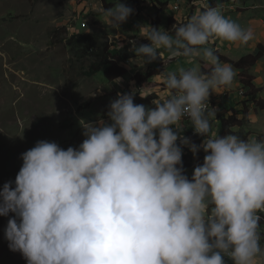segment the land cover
I'll return each instance as SVG.
<instances>
[{
    "label": "clouds",
    "instance_id": "clouds-1",
    "mask_svg": "<svg viewBox=\"0 0 264 264\" xmlns=\"http://www.w3.org/2000/svg\"><path fill=\"white\" fill-rule=\"evenodd\" d=\"M192 2L197 11L186 22L140 27L150 43H129L143 65L163 49L169 60L201 59L209 72L167 73L170 95L154 107L134 103L135 89L117 93L107 121H80L78 147L41 140L21 154L15 180L0 188V216L13 214L4 238L27 264H264V138L219 135L209 103L235 71L207 45L246 44L254 33L221 6ZM133 12L121 0L103 9L114 29ZM188 127L200 144L183 135ZM183 147L205 153L191 178Z\"/></svg>",
    "mask_w": 264,
    "mask_h": 264
},
{
    "label": "rangeland",
    "instance_id": "rangeland-1",
    "mask_svg": "<svg viewBox=\"0 0 264 264\" xmlns=\"http://www.w3.org/2000/svg\"><path fill=\"white\" fill-rule=\"evenodd\" d=\"M106 1V6L119 2ZM159 1L166 2V6H156L151 0H121L134 12L119 29H114L107 25L102 0H0V188L5 182L15 180L23 163L21 154L36 142H56L64 149L78 147L85 138L80 121H107L108 106L117 93L135 89L139 95L134 103L151 95L162 102L170 95L164 83L167 73L197 65L202 72L211 70L201 59L193 64L183 57L169 60L163 49L161 58L145 65L139 57L126 62L120 59L117 51L123 44L133 40L136 44L150 43L140 36V27L170 31L173 25L186 22L197 11L192 0ZM207 2L221 6L228 18L254 33V38L246 44L214 39L207 45L222 63L230 64L235 71L231 86L210 95V106L218 109L212 118L213 131L220 132L217 117L227 116L232 108L245 107L241 74L253 77L256 87L261 88L260 102L249 103L247 107L251 121L248 128L255 134L250 139L264 135V0ZM171 19L175 22L172 26ZM83 21L85 27L81 26ZM77 31L98 32L103 40H108L105 50L112 55L109 59L112 70L102 69L92 76L85 74L90 58L75 56L66 45L68 37ZM257 53L262 55L255 64L245 67ZM148 71L154 75L138 88L133 76ZM183 123L189 125L185 120ZM191 129L186 128L183 135L194 132ZM186 165L185 174L191 178L198 164ZM11 215L0 216V264H27L19 252L9 249L4 238ZM261 230L264 232V223ZM261 248L264 250V236ZM226 264L232 262L226 258Z\"/></svg>",
    "mask_w": 264,
    "mask_h": 264
},
{
    "label": "trees",
    "instance_id": "trees-1",
    "mask_svg": "<svg viewBox=\"0 0 264 264\" xmlns=\"http://www.w3.org/2000/svg\"><path fill=\"white\" fill-rule=\"evenodd\" d=\"M103 6L105 8L113 7V5H107L106 0H102ZM152 4L156 6H166V2H161L159 0H151ZM211 5L215 6L214 3L210 2ZM175 24L174 20L171 19L172 26ZM181 24V23H180ZM65 28V27H64ZM64 28L62 30H64ZM66 30V29H65ZM66 45L69 48V51L72 52L75 56L79 58H90V64L89 68L86 71L87 76H92L100 72L102 69L112 70L109 67V59L111 58L110 51L105 50V48L108 45V40H103L100 33L98 32H90V33H84L82 31H77L76 33H72L68 39L66 40ZM141 44H136V46H139ZM119 57L122 61L126 62L128 60L137 58L135 50L132 49V45L128 42L123 44L118 49ZM256 55V56H255ZM253 55V59L248 64V61L245 64V67L255 64L256 59L260 58L262 54L257 53ZM119 68V67H114ZM122 73L125 74L126 71L123 69ZM245 72V70H244ZM243 73V72H242ZM154 75V72L148 71L144 74L142 73H135L132 80L135 82V85L138 88H141L144 83H146L147 80H149ZM239 79L242 85V88L245 89L243 96H244V106L242 109H230V113L225 117H217L216 121L220 123L219 129V135L223 136L228 133H233L239 135L241 138L244 139H250L251 135H255L251 130L248 128V125L250 124L249 120V114H248V104L253 102H260V99L258 98V92L261 90V88L256 87V85L253 82V77L248 75H239ZM165 88L167 89L166 85ZM126 93V92H125ZM139 94L137 93L134 98H136ZM156 95H151L147 98H140L138 104H144L147 107H154L157 99ZM155 99V101H153ZM187 137H190L191 140L196 143L200 144L202 142V137H199L192 133H188ZM256 138H264V135H257ZM184 153L182 160L184 169L187 167V163H197L202 164L203 158L205 153L203 150H201L199 153H197L195 156L193 153L189 150L188 147H183Z\"/></svg>",
    "mask_w": 264,
    "mask_h": 264
},
{
    "label": "built area",
    "instance_id": "built-area-1",
    "mask_svg": "<svg viewBox=\"0 0 264 264\" xmlns=\"http://www.w3.org/2000/svg\"><path fill=\"white\" fill-rule=\"evenodd\" d=\"M81 26L82 27H85L86 26V22L85 21H83L82 23H81ZM185 121L189 124V121L185 118ZM191 130H193V129H191Z\"/></svg>",
    "mask_w": 264,
    "mask_h": 264
},
{
    "label": "crops",
    "instance_id": "crops-1",
    "mask_svg": "<svg viewBox=\"0 0 264 264\" xmlns=\"http://www.w3.org/2000/svg\"><path fill=\"white\" fill-rule=\"evenodd\" d=\"M179 1H181V0H179Z\"/></svg>",
    "mask_w": 264,
    "mask_h": 264
}]
</instances>
